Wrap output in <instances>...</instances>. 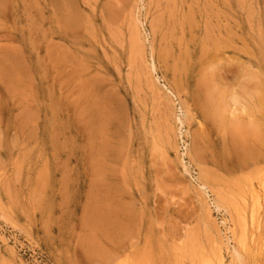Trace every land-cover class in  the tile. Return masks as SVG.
<instances>
[{"label": "rangeland", "instance_id": "1", "mask_svg": "<svg viewBox=\"0 0 264 264\" xmlns=\"http://www.w3.org/2000/svg\"><path fill=\"white\" fill-rule=\"evenodd\" d=\"M0 264H264V0H0Z\"/></svg>", "mask_w": 264, "mask_h": 264}, {"label": "bare ground", "instance_id": "2", "mask_svg": "<svg viewBox=\"0 0 264 264\" xmlns=\"http://www.w3.org/2000/svg\"><path fill=\"white\" fill-rule=\"evenodd\" d=\"M254 160H256V159H254ZM111 228V227H110ZM119 231V230H118Z\"/></svg>", "mask_w": 264, "mask_h": 264}]
</instances>
